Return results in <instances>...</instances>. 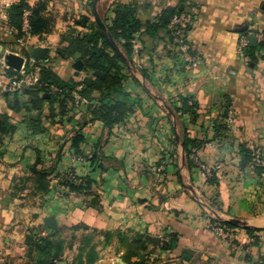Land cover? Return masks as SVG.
<instances>
[{
    "label": "crops",
    "instance_id": "crops-1",
    "mask_svg": "<svg viewBox=\"0 0 264 264\" xmlns=\"http://www.w3.org/2000/svg\"><path fill=\"white\" fill-rule=\"evenodd\" d=\"M18 1L0 0V114L20 123L17 132L5 139L6 152L0 159V264H31L27 237L54 232L64 234L62 239L75 245L77 254L82 239L91 235L99 252L96 264H127L124 256L138 235L160 237L161 245L146 262L132 258L129 264H264V243L252 245L243 228L227 230L229 237H220L209 228L216 219L213 211L196 200L212 206L223 220L238 219L252 229H264V174L259 176L253 166L240 168L241 144L264 151V54L247 57L250 44L242 48L246 35L241 32L247 27L259 44L264 40V0H120L136 4L142 23L184 5V12L193 17L188 42L197 65L174 55L171 44L156 43L143 34L134 56L127 58L133 65L124 71L125 90L142 99L134 114L109 130L101 121L90 122L85 106L75 111L72 122L65 120L62 125H51L43 112L48 131L40 135L22 123L24 113L10 110L14 95L7 87L13 79L5 74L6 57H23L27 63L23 49L29 53L33 47L48 48V62H30L52 67L63 80L76 79L75 60L60 56L61 37L71 26L87 33L96 20L91 0H50L48 15L53 10L56 14L51 16L55 20L51 33L27 37L17 46L6 8ZM39 1L28 0L31 6ZM115 1L98 0L104 23L113 18L109 9ZM91 75L84 72L77 80ZM180 96L198 104L195 123L189 115L172 120L166 106L173 112L171 106L180 105ZM225 115L229 131L215 140V126ZM83 121V154L89 157L100 151L106 170L93 169L71 148L73 132ZM183 128L192 139L205 142L193 157L192 169L181 161V142L174 143V133L180 136ZM37 151L43 168L54 166L55 175L73 171L78 177H90L95 183L93 196L69 193L57 177L44 199L30 190L17 192L15 187L35 163ZM208 169L215 171L217 185L208 183ZM50 217L55 218L57 230L46 224ZM169 235H177L178 244L165 252L161 246ZM146 246L141 255L153 247L149 240Z\"/></svg>",
    "mask_w": 264,
    "mask_h": 264
},
{
    "label": "trees",
    "instance_id": "trees-1",
    "mask_svg": "<svg viewBox=\"0 0 264 264\" xmlns=\"http://www.w3.org/2000/svg\"><path fill=\"white\" fill-rule=\"evenodd\" d=\"M49 1L42 0L31 6L28 0H19L6 8L7 23L9 28L15 33V44L17 46H19L18 41L27 36L43 38L51 33L55 20L48 15ZM109 11L113 18L110 21L105 20V25L109 34L122 48L127 58L131 59L134 56L137 40L140 39L141 35L147 34L156 43L166 42L171 44L174 55L185 60L184 54L180 50V45L176 42L175 32L178 28L171 29L170 23L165 21L167 11L159 19L148 21L147 23H142L139 20L137 6L132 2L125 4L120 0H116L112 3ZM26 12L30 13V29L28 32L23 30V18ZM182 13L176 11L174 15ZM179 29H183L185 40L188 41L191 25L183 28L179 27ZM88 30L87 33H82L75 26L69 27L61 37V44L64 47L61 49L60 56L64 60L69 61L73 59L74 55L80 54L87 74L91 75L95 71H101L104 77H95V81L91 86L84 85L77 78L68 81L63 80L52 67L38 63L32 64L28 51L23 49L22 52L28 59L25 67L20 72L7 68L5 74L12 79H21L25 75H35L36 82L34 85L25 88L23 92L13 93L14 103L10 106V110L13 113L45 112L47 122L51 125H62L65 120L72 122L77 116L75 111L80 109L81 106H85V114L89 116L90 122L101 121L109 130H112L116 126L123 124L128 116L136 112L142 105V99L127 92L124 88V80L126 78L124 71L127 70L128 66L103 37L96 21H91ZM255 52L264 54V40L258 47L251 48L249 46L245 50L246 56L252 59L255 57ZM185 63L188 64L186 61ZM143 75L146 78L148 77L144 71ZM79 87H81V90L77 91ZM76 94L79 95L78 102ZM45 95L46 98H44ZM179 102V106H171L175 117L181 120L183 116L189 115L191 123H195L198 120V104L192 98L183 96L179 97ZM226 120L227 115L223 116L222 120L216 124L215 140L223 138L225 132L229 131ZM22 123L26 124L34 135L44 134L48 131L47 125L41 116L37 120L24 117ZM19 124L14 122L11 116L0 114V159L6 152L5 139L12 137L17 132ZM85 125L86 121L78 123V129L74 130L71 138V148L77 157L89 162L93 169L106 170L104 165L106 158L102 156L100 151L89 157H85L83 154L82 145L85 143V137L82 130ZM178 141L184 144L187 165L189 169H192L195 166L193 157L205 142L192 139L187 128H183L179 140L176 137V132L174 133L175 145H177ZM257 151L260 150L257 148L251 149L247 145L241 144L240 168L244 170L253 166L259 176H262L264 174V165L255 161ZM260 152L259 158L264 159V151ZM37 154V159L29 168L27 176L21 178L18 185H16L15 190L17 192L24 193L30 190L33 196L44 199L51 192L52 181L57 177L59 178V186L67 189L69 193L93 196L94 192L92 190L95 183L90 177H78L73 171L60 176L55 175L56 168L54 166L48 169L43 168L40 152L37 151ZM207 181L210 185H217L218 180L214 170L208 176ZM211 223L226 230L238 229V227L219 222L216 219H212ZM247 232L253 241L252 245L256 247L262 246L264 243V229L250 228L247 229ZM75 238L73 237V240ZM93 241L94 238L91 235H87L82 239L78 254L73 261L74 264L97 263L99 252ZM147 241L145 236L138 235L130 244L128 252L124 256L125 263L129 264L132 258H140L142 252L147 251ZM68 243L66 239L61 238L60 232H54L48 237L28 236L26 246L30 263L56 264L65 256V248ZM177 244V235L166 236L161 250L165 252L173 251L177 248ZM68 245L69 248H73V244ZM135 264L142 263L139 261Z\"/></svg>",
    "mask_w": 264,
    "mask_h": 264
},
{
    "label": "water",
    "instance_id": "water-1",
    "mask_svg": "<svg viewBox=\"0 0 264 264\" xmlns=\"http://www.w3.org/2000/svg\"><path fill=\"white\" fill-rule=\"evenodd\" d=\"M97 3L98 0H93L92 1V8H93V13H94V17L95 20L97 22V25L103 35V37L107 40V42L111 45V47L113 48L114 51H116L118 53V55L121 57L122 61L128 66L131 67L133 65V61L127 59V57L122 53V51L120 50L119 45L114 41L113 37L109 34L107 27L105 25V23L103 22V20L101 19L98 11H97ZM179 11V12H184L185 11V6L181 5L179 7H171L168 11V13L165 15V21L167 23H170L175 12ZM88 20H84L83 21V25L86 26L87 25ZM78 24H81L80 21H78ZM241 32H243L249 39L250 41V47H257L259 45L258 42V38L253 35V34H248V29L247 27H245L244 29L241 30ZM29 54L31 57V60L33 61H41V60H45L46 62L49 61V49L48 48H42V47H33L29 49ZM73 59L75 60V63L73 64V69L75 70V77L76 78H80L82 76V74L85 72V64L84 62L81 60V55L80 54H76L74 55ZM26 63L25 58L23 57H16V56H7L6 57V65L8 66V68L14 69L15 71L20 72L24 65ZM95 77L98 78H103L104 74L101 71H95L91 76H85L83 77V79L81 80L83 82L84 85L87 86H91L94 81H95ZM44 98H46V95L44 96ZM166 108L168 109L172 120H175L176 117L173 114V112L171 111V109L169 107L166 106ZM41 112H35V113H24V117H28L30 119H38L41 116ZM177 139L179 140V136L178 134H176ZM181 153H180V158L181 161L183 163V165H185V147L184 144L181 143ZM196 200L205 208L210 209L211 211H213L216 220L219 222H224V223H228L232 226L238 227V228H243V229H250V226L248 224L247 221H242V220H238V219H228V220H223L221 219L213 210L212 206H210L209 204H207L206 202H203L201 200H199L198 198H196ZM46 224L51 226L52 229L57 230V225L55 222V218L54 217H50L46 220ZM147 239L152 243V249H150L146 254L140 255V261L144 262L146 261V259L149 256L155 255L158 252V248L161 245V238L160 237H155V236H151L148 235ZM123 263V262H122ZM60 264H66L65 262H61Z\"/></svg>",
    "mask_w": 264,
    "mask_h": 264
},
{
    "label": "built area",
    "instance_id": "built-area-1",
    "mask_svg": "<svg viewBox=\"0 0 264 264\" xmlns=\"http://www.w3.org/2000/svg\"><path fill=\"white\" fill-rule=\"evenodd\" d=\"M29 15H30V13L26 12L24 15V18H23V21H24L23 30L25 32H28L30 29V27H29ZM192 22H193V17L190 14L183 12L182 14L173 16V18L170 22V28L171 29H177L178 28V30H176V32H175V35L177 37L176 42L180 45V50L183 52L186 62L195 66L198 63V60H197V58H195L191 54L190 45H189V42L187 40H185V35L183 32V29H179V27L183 28L187 25H191ZM27 37H30V36H27ZM26 38L19 40L18 44L22 45ZM249 44H250V41H249L248 37L245 36L242 39V48L248 47ZM35 82H36V79H35L34 75H25L21 79H13L7 87V92L8 93L23 92V90L25 88H28V87L34 85ZM80 90H81V87H79L77 89V91H80ZM76 98H77V102H78L79 101V95L76 94ZM230 120L232 122V119H230ZM260 155H261V152L257 151V157H256L255 161L258 164L264 165V159H260L259 158ZM207 173H208V175H211L212 170L208 169ZM209 228L213 232L217 233V235H219L220 237L226 238V237H229V235H230L225 228L220 227V226H216L212 223L209 225Z\"/></svg>",
    "mask_w": 264,
    "mask_h": 264
},
{
    "label": "rangeland",
    "instance_id": "rangeland-1",
    "mask_svg": "<svg viewBox=\"0 0 264 264\" xmlns=\"http://www.w3.org/2000/svg\"><path fill=\"white\" fill-rule=\"evenodd\" d=\"M52 1V0H51ZM54 1V0H53ZM69 2L72 3V0H69ZM50 5V3L48 4V6ZM49 13V12H48ZM51 16L54 17L55 14V10L50 11ZM188 63V62H187ZM190 64V63H188ZM192 65V64H191ZM174 114V113H173ZM176 120V119H175ZM164 165H162L163 167ZM64 234L61 235V238H63ZM81 239V238H80ZM77 256V251L75 250V245H73V248H69V245L66 246L65 248V256L62 257L61 260H59L56 264L61 263V262H65L66 264H74V258ZM150 257V256H149ZM147 260V259H146ZM146 262V261H144Z\"/></svg>",
    "mask_w": 264,
    "mask_h": 264
}]
</instances>
